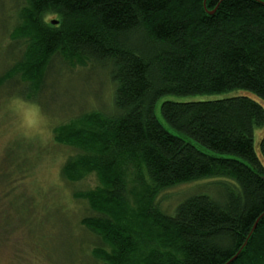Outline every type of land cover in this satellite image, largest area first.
Listing matches in <instances>:
<instances>
[{
  "label": "trees",
  "instance_id": "16d2710c",
  "mask_svg": "<svg viewBox=\"0 0 264 264\" xmlns=\"http://www.w3.org/2000/svg\"><path fill=\"white\" fill-rule=\"evenodd\" d=\"M19 18L11 38L22 54L1 82L18 77L21 98L42 91L56 56L100 68L113 85L109 113L82 112L54 129L78 151L63 177L98 180L75 194L93 211L80 223L99 237L94 256L264 264V161L254 140L264 125V0H24ZM235 91L258 100L224 96ZM168 95L195 98L162 103L173 132L155 112ZM260 149L264 157V137ZM205 178L217 186L171 214L160 207L165 190Z\"/></svg>",
  "mask_w": 264,
  "mask_h": 264
},
{
  "label": "rangeland",
  "instance_id": "374dc122",
  "mask_svg": "<svg viewBox=\"0 0 264 264\" xmlns=\"http://www.w3.org/2000/svg\"><path fill=\"white\" fill-rule=\"evenodd\" d=\"M24 0H0V264H102L93 254L99 237L81 225L93 215L76 192L98 185L95 175L71 182L62 175L69 157L78 151L55 141L54 129L82 112H110L113 85L106 72L72 67L56 56L42 91L33 101L21 98L25 83L18 77L1 82L22 54L11 38ZM55 18V17H48ZM250 95L235 91L224 96ZM194 97L168 95L158 100L156 115L171 132L161 112L166 100ZM264 105V103H263ZM264 125L254 133L255 150L264 161L260 143ZM219 178H205L165 190L157 201L168 214L197 191L213 190ZM206 188V189H205Z\"/></svg>",
  "mask_w": 264,
  "mask_h": 264
},
{
  "label": "water",
  "instance_id": "95a60500",
  "mask_svg": "<svg viewBox=\"0 0 264 264\" xmlns=\"http://www.w3.org/2000/svg\"><path fill=\"white\" fill-rule=\"evenodd\" d=\"M58 22L57 21H53V24H57ZM255 228V227H254ZM236 257V256H235ZM234 260V258L232 259V260H230V262L231 261H233Z\"/></svg>",
  "mask_w": 264,
  "mask_h": 264
}]
</instances>
